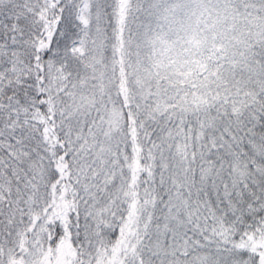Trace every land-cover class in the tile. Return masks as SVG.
Instances as JSON below:
<instances>
[{"label":"snow or ice","instance_id":"6c2138e0","mask_svg":"<svg viewBox=\"0 0 264 264\" xmlns=\"http://www.w3.org/2000/svg\"><path fill=\"white\" fill-rule=\"evenodd\" d=\"M0 264H264V0H0Z\"/></svg>","mask_w":264,"mask_h":264}]
</instances>
